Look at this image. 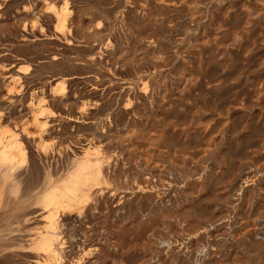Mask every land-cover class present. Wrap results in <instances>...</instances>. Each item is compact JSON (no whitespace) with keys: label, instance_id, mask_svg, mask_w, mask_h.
I'll return each instance as SVG.
<instances>
[{"label":"rangeland","instance_id":"obj_1","mask_svg":"<svg viewBox=\"0 0 264 264\" xmlns=\"http://www.w3.org/2000/svg\"><path fill=\"white\" fill-rule=\"evenodd\" d=\"M129 1L0 0V117L5 120L6 117L19 116L22 112L25 114L26 119H29V125L23 129L24 141L30 144L31 150L38 158L36 164L25 168L26 174L23 176L24 182L22 183L24 196L16 198L17 192L9 189L7 192L8 198L4 200L0 198V264H40L42 256L36 255L30 244L35 237L33 235L37 233L35 230L41 228V222L43 223L44 221L45 212L41 209L37 199H40L43 195L42 192H45L43 191L45 190V176L47 173L50 176L54 174L52 177L57 179L66 175L70 169L72 158L76 157V154L79 155L80 152L90 145L99 148V158H102L101 173L103 174L101 175L104 185L102 184L98 187L100 189L96 188V190L92 191L89 202L82 207L83 210L75 209L76 212L80 211L78 213L81 216L74 212L75 210L71 212L68 210L69 212L65 211L66 214L64 212L59 217L60 236L62 237L61 239L64 238L62 242L63 247H65L62 252L66 263L75 264V261L80 260L79 264H110L114 261L115 264L117 261L119 264H128L127 261L132 260L134 256V259L129 264H184L180 260L186 258L189 251L194 250L196 252L194 253V260H192L193 263L189 261V264H198L200 257L204 259L207 251L205 249L207 248V242L205 243V241L208 238H204L215 233L216 240L219 237L216 251L218 250L217 259L220 263L224 264V261L227 260L228 262L225 261L226 264H264V241L263 237L261 238L264 233L262 228H259L264 223V190L258 186L259 180L263 176L260 174L258 178L251 177L264 165V100L257 107L250 109V111L245 108L240 111L237 109V112L236 110L225 109V112L220 110L221 112L218 113L212 111L213 109L208 112L198 107L197 111H195L196 113L194 112L193 114L196 124L200 120L204 121L203 118L206 121L209 117H215L213 119L217 121V124L219 122L220 129L218 128L219 126L212 129L204 127V134L202 135L192 134V137L187 135L188 137L186 136L183 140L184 142L181 143L182 145L186 142L188 143H186L188 146L185 149L183 148L185 146H182L179 142L178 144L177 141H174V144L172 143L167 148L168 150L161 146L158 143L159 141H153V134H150L154 131L153 129H156L153 121L158 108L151 98L147 101V98L150 97V92L147 91V96H145L143 94L144 89L140 85L146 80L157 81L160 88H165L166 94L173 95L178 79L183 75L184 68L175 72L151 70L147 74H141L142 76L140 74H137L138 77L135 76V69L138 67L136 61L139 59L138 56L141 52H146L147 41H143L144 38L140 37L136 31V23H138V27L139 23H141L136 20V15H138L136 7L141 1ZM62 7L66 8L65 30L59 32L55 27V17L51 8H55L58 11ZM131 18L133 21H131ZM248 39L251 41L252 36L250 35ZM136 42L138 43L136 44ZM263 50L264 45L261 49L262 52L253 61L249 60V62L245 61L243 63L242 59L241 61L237 59L228 68L226 67L222 70L228 76L229 85H233L234 89L246 87L251 79L261 74L264 75ZM118 58L122 62V59H124L126 65H123V67L121 64L115 65L114 59ZM128 58L131 59L129 60ZM238 60L239 62H237ZM232 65H235L234 68ZM244 65L248 66L249 69L244 67ZM125 67L127 68L125 69ZM129 68L131 70H128ZM202 69L205 72V69ZM178 72L181 73L179 74ZM209 73L208 75L210 76ZM127 75L130 77L134 75V77L130 78ZM145 75L147 79L142 78ZM150 77L152 78L150 79ZM61 81L64 83L62 84ZM93 84L94 86H92ZM122 86H125L126 90ZM140 93H142V96ZM165 93L163 92L162 94ZM137 94L140 96L136 97ZM143 97H145V100H143ZM131 99H133L132 104L129 103ZM220 100L222 99L217 100L216 108L220 105ZM126 101L129 104L127 109L125 108L127 107ZM142 101L144 103L146 101V104L144 105ZM147 105L150 106L148 107ZM133 108L136 113L130 112ZM43 109L46 113L39 115ZM37 113L36 118L35 114ZM236 113H239V115ZM200 116L204 117L201 118ZM237 116L242 118L240 119ZM197 117H200V119ZM252 118H257L256 122L258 124H250ZM124 119H126V122ZM140 119L143 121L146 119V121L143 122ZM44 122L45 131L42 132L41 123ZM209 122H211V119ZM196 124H194V127L197 128L198 125ZM189 125L187 122L182 124V127L178 125L177 128H186L192 131V127ZM149 131L151 132L149 133ZM142 133L143 137H141ZM133 135L140 143H145L146 147L143 146V149L140 147L137 149L125 148L124 144L127 136ZM139 137L142 139H139ZM18 139H21L20 135H18ZM173 139L175 140V138ZM155 140L157 139L155 138ZM200 143L201 145H199ZM41 144H48L49 148L43 151ZM157 146H160V148ZM157 148L159 149L157 150ZM223 151L226 153H223ZM193 152H198L199 154H197L195 159L193 157L191 160L190 155ZM186 153L187 155H184ZM199 155L202 156L203 161L201 158L198 159ZM180 159H183V162ZM194 160L196 161L194 162ZM181 164L183 166H180ZM153 166H156L157 170L160 168V170L156 172L152 169ZM18 168H15L13 173ZM200 169L202 170L199 173ZM191 170L195 173H192ZM204 170L205 173L208 170L205 178L203 177L205 176ZM107 171L108 173H106ZM219 171L223 172L224 176L222 174L218 176L220 180L215 179L216 177L211 179L212 174L216 173L219 175ZM199 175L200 177H198ZM6 176L0 177L3 178L0 182V187L6 183H11L10 188L13 185L16 186L15 181L7 182L6 179L10 176ZM245 185L247 186V188H244L245 191L239 193L236 191L240 186L244 187ZM192 187L195 188L192 189ZM200 197L205 198L202 200ZM194 203L196 204L195 207ZM191 206L192 208L197 207L196 209L203 207V209L193 210L194 208L192 209ZM188 207L191 209H188ZM182 208H186V210L184 209L185 212H183ZM256 209L259 210V213ZM179 211L182 212L181 215ZM184 213H187V215ZM203 228L207 229V236V233H199ZM259 229L261 230L260 233L262 232L261 234L258 233ZM178 230L182 231V233ZM144 233H146V236ZM193 233L198 234V236H194L196 234ZM142 234L146 240L143 239ZM81 237L85 238V240ZM191 237L193 238L190 239ZM202 239L205 241L203 242ZM118 240L120 244H118ZM244 244L247 247H244ZM174 250L180 255L178 254L179 256L175 257V252H172ZM234 251L236 252L235 255L233 254ZM237 253H239L238 255L241 258L237 259ZM112 254L113 256L111 257ZM230 254L232 257H230ZM138 255L139 257L135 258ZM129 257H132V259H129ZM161 259H164V263L161 262ZM230 259L236 262H231ZM70 261L71 263H69Z\"/></svg>","mask_w":264,"mask_h":264},{"label":"bare ground","instance_id":"obj_2","mask_svg":"<svg viewBox=\"0 0 264 264\" xmlns=\"http://www.w3.org/2000/svg\"><path fill=\"white\" fill-rule=\"evenodd\" d=\"M124 1V0H123ZM129 1V0H128ZM134 1V0H133ZM136 1V0H135ZM134 1V2H135ZM141 1V2H140ZM138 6L136 7L137 14L136 15V20L140 21L139 27L138 23H136V31L138 32V35L142 38H144L143 41L146 42V52H141L140 55L138 56L139 59L135 61L138 63V67L135 69V76L138 77L137 74H147L148 71L151 70H167V71H179V69L184 68L183 75L179 77L177 87L175 89V93L173 95H170L169 93L166 94L167 92L164 89L160 88L157 84V81L153 80H146L141 87L144 89V95L147 96V91L150 92V97L147 98V101L149 98L153 100L155 105H157V110L155 113V119L154 123L155 128L153 129L154 131L151 132L150 135H152L153 141H159L158 143L165 147L166 149L172 145L174 141L179 142L180 144L184 142V138L187 135H190L192 137V134H198L202 135L204 134V127L208 129H212L213 127H218L219 122L217 124V121L213 118L215 117H209L208 120L203 118L204 121L200 119V117H197L198 123L196 124V120L193 118V114L195 111H197L198 107L204 111H212L214 112H225L224 110H236V112L243 108L247 109L250 111V109H253L260 105V103L264 100V75H258L257 77L253 78L250 80L249 85L246 87H241L234 89L233 85H229L228 83V76L224 74L222 71L226 67L228 68L233 61H236L239 59L242 62L245 63V61L249 60H254L258 57V55L262 52V46L264 45V0H140ZM130 2V1H129ZM127 3V2H126ZM133 4V3H132ZM126 6V5H125ZM135 7V6H134ZM51 11L54 14L55 17V27L59 32H63L65 30V13H66V8L62 7L58 11L55 10V8H51ZM133 11V10H132ZM119 14V13H118ZM136 14V13H135ZM123 15V13H122ZM121 15V16H122ZM67 16V15H66ZM103 16V15H102ZM53 17V16H52ZM129 20V19H127ZM131 21L132 18H131ZM122 24V23H121ZM126 24V23H125ZM130 24V23H129ZM96 26V24H95ZM101 26V25H100ZM114 27V26H113ZM117 27V26H116ZM132 27V26H131ZM134 27V26H133ZM115 28V27H114ZM113 28V29H114ZM125 28V27H123ZM96 29V28H95ZM121 29V28H120ZM131 29V28H130ZM112 32V31H111ZM131 32V31H130ZM135 32V31H134ZM125 33V32H124ZM122 34V33H121ZM125 35V34H124ZM249 35V36H247ZM252 36L251 41L248 39V37ZM135 36V35H133ZM139 37V38H140ZM101 39V38H100ZM146 39V40H145ZM102 41V40H101ZM138 41V40H137ZM142 41V40H141ZM105 43V42H104ZM125 43V42H124ZM123 43V44H124ZM138 42H136L137 44ZM142 43V42H141ZM143 44V43H142ZM145 44V43H144ZM109 45V44H108ZM107 46V45H106ZM105 46V47H106ZM126 46V45H125ZM108 48V47H107ZM96 49V48H95ZM101 50V49H100ZM109 50V49H108ZM107 50V51H108ZM264 51V50H263ZM109 53V52H108ZM264 53V52H263ZM118 56V55H117ZM134 56V55H133ZM132 56V57H133ZM178 56V57H177ZM103 57V56H102ZM130 57V56H129ZM131 57V58H132ZM261 57V56H259ZM91 58V57H90ZM93 58V57H92ZM130 58V59H131ZM136 58V57H133ZM129 59V58H128ZM129 59V60H130ZM121 60L114 59L115 65L121 64L126 65V62L124 59ZM239 60L237 62H239ZM261 60V59H260ZM258 60V61H260ZM264 60V59H262ZM261 60V61H262ZM251 61V62H252ZM80 63V62H79ZM132 63V62H131ZM236 63V62H235ZM247 63V62H246ZM254 63V62H253ZM259 63V62H258ZM248 64V63H247ZM255 64V63H254ZM262 64V63H261ZM114 65V67H115ZM246 65V64H245ZM244 65V67H246ZM108 66V65H107ZM130 66V64H129ZM132 66V65H131ZM136 66V64H135ZM134 66V67H135ZM233 68L235 65H232ZM231 66V67H232ZM239 66V63H238ZM242 66V65H241ZM97 67V66H96ZM110 67V66H109ZM108 67V68H109ZM121 67V69H122ZM145 67V68H144ZM243 67V68H244ZM256 67V66H255ZM104 68V67H103ZM116 68V67H115ZM127 67H125L126 69ZM204 68L205 72L202 71ZM242 69L241 67H239ZM238 68V69H239ZM248 68V66L246 67ZM252 68V67H251ZM258 68V67H256ZM123 69V70H125ZM134 69V68H133ZM237 69V70H238ZM239 69V71H240ZM249 69V68H248ZM92 70V69H91ZM113 70V69H112ZM120 70V69H119ZM128 70H131L130 68ZM228 70V69H227ZM244 70V69H242ZM254 70V69H253ZM134 71V70H132ZM130 71L131 73H133ZM237 71V72H239ZM256 71V70H255ZM94 72V71H93ZM102 72V71H101ZM111 72V70H110ZM126 72V70H125ZM129 72V71H127ZM158 73L157 71H155ZM180 72V73H181ZM208 72H210V76L208 75ZM95 73V72H94ZM121 73V72H120ZM162 73V72H161ZM179 73V72H178ZM179 73V74H180ZM231 73V72H230ZM128 74V73H127ZM235 74V73H234ZM237 74V73H236ZM247 74V73H246ZM95 75V74H94ZM101 75V74H100ZM124 75V74H123ZM141 75V76H142ZM150 75V74H149ZM162 75V74H161ZM178 75V74H177ZM233 75V74H232ZM107 76V75H106ZM118 76V75H117ZM130 77L129 75H127ZM134 77V75H132ZM131 76V77H132ZM152 76V75H150ZM157 76V75H156ZM167 76V75H166ZM209 76V77H208ZM235 76V75H234ZM82 77V76H81ZM127 77V78H128ZM130 77V78H131ZM161 77V76H160ZM170 77V76H169ZM129 78V79H130ZM143 79L146 78V75L142 77ZM152 77H150L151 79ZM237 78V77H236ZM100 79V78H99ZM136 79V78H135ZM140 79V78H139ZM138 79V80H139ZM155 79V78H154ZM159 79V78H158ZM161 79V78H160ZM83 80V79H82ZM90 80V79H89ZM119 80V79H118ZM142 80V79H141ZM140 80V81H141ZM166 80V79H165ZM81 81V79H80ZM115 81V79H114ZM143 81V80H142ZM159 81V80H158ZM162 81V80H161ZM245 81V80H244ZM248 81V79H247ZM111 82V81H110ZM166 82V81H165ZM230 82V81H229ZM63 84L64 82L61 81ZM105 83V82H104ZM113 83V82H112ZM169 83V82H168ZM244 83V82H243ZM248 83V82H247ZM61 84V86H63ZM119 84V83H118ZM122 84V83H121ZM141 84V82H140ZM162 84V83H161ZM107 85V84H106ZM111 85V84H110ZM124 85V84H123ZM126 85V84H125ZM60 86V87H61ZM94 86V84L92 85ZM96 86V85H95ZM116 86V85H115ZM167 86V84H166ZM239 86V85H238ZM91 87V86H90ZM113 87V85H112ZM111 87V88H112ZM123 87V86H122ZM62 88V87H61ZM64 88V87H63ZM96 88V87H95ZM98 88V87H97ZM109 89V88H108ZM119 89V88H118ZM125 89V86L123 87ZM168 89V88H167ZM60 90V89H59ZM104 90V88H103ZM126 90V89H125ZM137 90V89H136ZM169 90V89H168ZM61 91V90H60ZM97 91V90H96ZM100 91V90H99ZM140 91V90H139ZM113 92V91H112ZM117 92V91H116ZM122 92V91H120ZM130 92V91H129ZM135 92V91H134ZM165 94H162V93ZM59 93V91H58ZM98 93V92H97ZM96 93V94H97ZM107 93V92H106ZM119 93V92H118ZM125 93V92H124ZM62 94V92H61ZM117 94V93H116ZM134 94V93H133ZM132 94V95H133ZM142 96V93H140ZM115 95V94H114ZM143 95V96H144ZM88 96V95H87ZM118 96V95H117ZM116 96V97H117ZM140 95L137 94L136 97ZM123 97V96H122ZM131 97V95H130ZM129 97V98H130ZM95 98V97H94ZM119 98V97H118ZM126 99V97L124 96ZM145 97H143V100ZM98 99V98H96ZM120 99V98H119ZM138 99V98H137ZM220 100V103L218 101L219 106L216 108V103L217 100ZM110 100V99H109ZM132 100V101H131ZM130 100V104L133 103V99ZM139 100V99H138ZM137 100V101H138ZM120 101V100H119ZM141 101V100H140ZM150 101V100H149ZM43 102V101H42ZM109 102V101H108ZM123 102V101H122ZM127 102V101H126ZM132 102V103H131ZM136 102V99H135ZM143 102V101H142ZM152 102V103H153ZM264 102V101H263ZM99 103V102H98ZM107 103V102H106ZM112 103V102H111ZM144 103V102H143ZM128 108V102L126 103ZM141 104V103H140ZM146 104V101L144 105ZM98 105V104H97ZM102 106V105H101ZM100 106V107H101ZM119 106V105H118ZM123 106V105H120ZM148 106V105H147ZM150 106V105H149ZM148 106V107H149ZM239 106V107H238ZM132 107V106H131ZM154 107V106H151ZM98 108V106H97ZM122 108V107H121ZM103 109V108H102ZM124 109V108H123ZM122 109V110H123ZM156 109V108H155ZM199 109V110H200ZM238 109V110H237ZM244 109V110H245ZM258 109V108H257ZM97 110V109H96ZM131 110V109H130ZM149 110V109H148ZM198 110V111H199ZM200 110V111H201ZM221 110V111H220ZM104 111V110H103ZM121 111V110H119ZM129 111V110H128ZM127 113L129 114V112ZM140 111V110H139ZM150 111V110H149ZM203 111V112H204ZM264 111V110H263ZM95 112V111H94ZM126 112V110H125ZM131 113H136L134 108L133 110L130 111ZM201 112V113H203ZM242 112V111H241ZM261 112V111H260ZM46 111L43 109L39 115L45 114ZM108 113V112H107ZM126 113V114H127ZM141 113V111H140ZM148 113V112H147ZM196 113V112H195ZM198 113V112H197ZM227 113V112H226ZM229 113V112H228ZM92 114V113H91ZM99 114V113H98ZM109 114V113H108ZM117 114V113H116ZM199 114V113H198ZM225 114V113H224ZM239 115V113H236ZM235 114V115H236ZM259 114V112H258ZM38 115L35 114V117ZM112 115V114H111ZM135 115V114H133ZM142 115V114H141ZM207 115V114H206ZM211 115V114H210ZM214 115V114H213ZM228 116L227 114H225ZM106 116V115H105ZM120 116V115H119ZM128 116V115H127ZM126 116V117H127ZM136 116V115H135ZM148 116V115H147ZM208 116V115H207ZM216 116V115H215ZM248 116V115H247ZM123 117H125L123 115ZM130 117V115H129ZM128 117V118H129ZM150 117V116H148ZM234 117V116H233ZM239 117V116H237ZM235 117V118H237ZM246 117V116H244ZM255 117V116H254ZM253 117V118H254ZM1 118V117H0ZM37 118V117H36ZM217 118V117H216ZM226 118V117H225ZM240 118V117H239ZM242 118V117H241ZM240 118V119H241ZM251 119L250 124L256 125L257 118ZM136 119V118H135ZM36 120V119H35ZM110 120V119H109ZM119 120V119H118ZM126 122V119H124ZM141 120V119H140ZM228 120V119H227ZM239 120V119H238ZM135 121V120H134ZM143 121V120H141ZM146 121V119H145ZM143 121V122H145ZM149 121V120H148ZM219 121V120H218ZM222 121V120H221ZM220 121V122H221ZM246 121V120H245ZM111 122V121H110ZM189 123L190 127H192V131L190 129H179L177 128L178 125ZM209 122V123H208ZM236 122V121H235ZM244 122V121H243ZM211 123V124H210ZM42 124V132L45 131V122L41 123ZM40 124V126H41ZM194 124L198 125L197 128L194 127ZM258 124V123H257ZM263 124V123H262ZM126 126V125H123ZM132 127V126H131ZM187 127V126H186ZM188 127V128H190ZM259 127V126H258ZM137 128V127H135ZM177 128V129H175ZM220 129V126L218 127ZM217 128V129H218ZM232 128V127H231ZM207 129V130H208ZM216 129V130H217ZM262 129V128H261ZM131 130V129H130ZM135 130V129H134ZM140 130V128H139ZM148 130V129H147ZM214 130V129H213ZM133 131V129H132ZM144 131V130H143ZM131 132V131H129ZM134 132V131H133ZM145 132V131H144ZM141 133V132H140ZM231 133V132H230ZM127 134V133H126ZM136 134V132H135ZM145 134V133H144ZM135 135L133 136H127V139L125 141L124 147L125 148H142L145 146V143H140L138 139L134 138ZM137 136V134H136ZM196 136V135H195ZM194 136V137H195ZM210 136V135H209ZM214 136V135H213ZM143 137V133L142 136ZM188 137V136H187ZM200 137V136H199ZM94 138V137H93ZM149 138V137H148ZM155 138L157 140H155ZM175 138V140L173 139ZM241 138V137H240ZM139 139H142L139 137ZM150 139V138H149ZM152 139V138H151ZM205 139V138H204ZM203 139V140H204ZM239 139V138H238ZM202 140V141H203ZM208 140V139H206ZM205 140V141H206ZM145 142L144 140H142ZM256 141V140H255ZM151 142V141H150ZM186 142V141H185ZM200 142V141H199ZM153 143V142H151ZM176 143V144H177ZM178 143V144H179ZM187 143V142H186ZM184 144L182 146L184 149L187 144ZM235 143V141H234ZM238 143V142H237ZM258 143V142H257ZM144 144V145H143ZM174 144V143H173ZM249 144V143H248ZM260 144V143H259ZM89 145V144H88ZM151 145V144H150ZM201 145V143L199 144ZM86 146V145H85ZM155 146V145H153ZM177 146V145H176ZM258 146V145H257ZM143 147V148H144ZM148 147V146H147ZM160 148V146H157ZM198 147V146H197ZM200 147V146H199ZM41 148L44 150H47L49 148L48 144H41ZM142 148V149H143ZM157 148V150L159 149ZM173 148V147H172ZM190 148V147H187ZM211 148V146H210ZM209 148V149H210ZM229 148V147H228ZM241 148V147H240ZM243 148V147H242ZM257 148V147H255ZM151 149V148H150ZM182 149V150H184ZM208 149V151H209ZM213 149V148H212ZM83 150V149H82ZM153 150V149H152ZM151 150V151H152ZM163 150V148H162ZM168 150V149H167ZM187 150V149H186ZM219 150V149H218ZM229 150V149H227ZM241 150V149H240ZM165 151V150H163ZM226 151V150H225ZM245 151V150H244ZM80 152V151H79ZM108 152V151H107ZM153 152V151H152ZM155 152V151H154ZM166 152V151H165ZM175 152V151H174ZM200 152V151H199ZM205 152V150H204ZM207 152V151H206ZM228 152V151H227ZM242 152V151H241ZM112 153V152H111ZM160 153V152H159ZM193 152L190 157L191 160L192 158L195 159L198 152ZM201 153L204 156V153L201 151ZM200 153V154H201ZM223 153H226L223 151ZM230 153V152H229ZM25 153H23V150L21 148V144L18 141V134L14 133V131L7 130L4 127L1 128L0 126V166L3 168V172H6L9 174V172L13 173V170L18 167H22L23 164L25 163ZM76 154V153H75ZM153 154V153H152ZM156 154V153H155ZM158 154V151H157ZM164 154V153H163ZM201 154V155H202ZM206 154V153H205ZM232 154V153H231ZM244 154V153H242ZM76 157L72 158L71 161V166L69 167V171L67 172L66 175L59 177L57 179H54L52 176L54 175H49L48 173L45 176V191L44 193L42 192V196L40 197L39 204L41 206V209L44 210V221L43 223L41 222V228L36 229L35 233L33 236V240L31 241V249L36 253V255H41L42 260L40 264H68L66 263V259L64 261V256H63V239L61 232H60V226H59V217L61 216L62 213L65 211L71 212L74 211L75 209L83 210L82 207L86 206V204L89 202L92 191L100 185L103 184V178L101 173V159L99 158V148L97 147H92L91 145L80 152V154H76ZM146 155V154H145ZM148 155V154H147ZM169 155V154H168ZM184 155H187L184 154ZM188 155V156H189ZM199 155L201 158L202 156ZM223 155V154H222ZM102 156V155H101ZM100 156V157H101ZM231 156V155H230ZM121 157V156H120ZM149 157V156H148ZM226 157V156H223ZM222 157V158H223ZM234 157V155H233ZM250 157V156H249ZM106 158V157H105ZM104 158V159H105ZM188 158V157H187ZM204 158V157H203ZM218 158V157H217ZM228 158V156H227ZM184 159V158H183ZM183 159H180L181 161ZM186 159V158H185ZM190 159V158H189ZM107 160V159H106ZM110 160V159H109ZM146 160V159H145ZM167 160V158H166ZM170 160V159H169ZM197 160V159H196ZM194 160V162L196 161ZM202 160V158H201ZM225 160V159H224ZM112 161V159H111ZM123 161V160H121ZM149 161V160H148ZM203 161V160H202ZM173 162V161H172ZM180 162V161H179ZM183 162V161H182ZM187 162V161H186ZM229 162V161H228ZM227 162V163H228ZM104 163V160H103ZM175 163V162H174ZM106 164V163H105ZM108 164V163H107ZM126 164V163H125ZM164 164V163H163ZM206 164V163H205ZM233 164V163H232ZM111 165V164H110ZM153 165H155L153 163ZM157 165V164H156ZM162 165V164H161ZM59 166V165H58ZM108 166V165H107ZM113 166V165H112ZM125 166V165H124ZM160 166V165H158ZM164 166V165H163ZM180 166H183L182 164ZM264 166V165H263ZM260 167L256 172L255 175L251 177H257L258 175H262L263 177L259 180L258 186L261 187L262 190H264V167ZM110 167V166H109ZM129 167V166H128ZM156 166H153L152 169L155 170L156 172L158 170L155 168ZM162 167V166H161ZM179 167V165H178ZM177 167V168H178ZM209 167V166H208ZM211 167V166H210ZM68 168V166H67ZM121 168V167H120ZM142 168V167H141ZM166 168V167H165ZM202 168V167H200ZM257 168V167H256ZM111 169V168H110ZM231 169V168H230ZM234 169V168H233ZM106 170V169H105ZM109 170V169H107ZM112 170V169H111ZM114 170V169H113ZM136 170V169H135ZM148 170V169H147ZM198 171L199 173L201 172ZM209 170V169H208ZM206 170V173L208 172ZM212 170V169H211ZM251 170V169H250ZM2 171V169H1ZM192 173L194 172L191 170ZM234 171V170H233ZM231 171V172H233ZM249 171V170H248ZM131 172V171H130ZM153 172V171H152ZM205 176H207L205 173V170L203 171ZM217 172V171H216ZM230 172V170H229ZM63 173V172H62ZM108 173V171L106 172ZM178 173V172H177ZM195 173V172H194ZM223 172L219 171L218 174H212L211 179L220 180V176ZM225 173V172H224ZM227 173V172H226ZM117 174V173H115ZM133 174V173H132ZM187 174V173H186ZM198 174V173H197ZM210 174V173H209ZM245 174V173H244ZM109 175V174H108ZM134 175V174H133ZM144 175V174H143ZM148 175V174H147ZM194 175V174H193ZM202 175V173H201ZM230 175V173H229ZM107 176V174H106ZM116 176V175H115ZM222 176H224L222 174ZM227 176V174H226ZM105 177V176H104ZM108 177V176H107ZM110 177V176H109ZM120 177V176H119ZM122 177V175H121ZM144 177V176H143ZM175 177V176H174ZM191 177V176H190ZM197 177V176H196ZM200 177V175L198 176ZM219 179H218V178ZM246 177V176H244ZM203 178V181H204ZM231 178V177H230ZM111 179V178H110ZM148 179V178H146ZM150 179V178H149ZM171 179V178H170ZM173 179V178H172ZM191 179V178H189ZM226 179V177H225ZM229 179V177H228ZM116 180V179H115ZM119 180V179H118ZM134 180V179H133ZM153 180V179H152ZM200 180V179H199ZM210 180V179H209ZM240 180V179H239ZM252 180V179H251ZM108 181V180H107ZM121 181V180H120ZM124 181V180H123ZM142 181V180H141ZM245 181V180H244ZM176 182V181H175ZM182 182V181H180ZM198 182V181H197ZM125 183V182H124ZM184 183V182H183ZM245 183V182H244ZM106 184V182H105ZM110 184V183H109ZM127 184V183H126ZM249 184V183H248ZM247 184V185H248ZM17 185V183H16ZM104 185V184H103ZM108 185V184H106ZM136 185V184H135ZM145 185V184H142ZM147 185V184H146ZM172 185V184H171ZM179 185V184H178ZM212 185V184H211ZM140 186V185H139ZM180 186V185H179ZM106 187V186H105ZM104 187V189H105ZM110 187V186H108ZM129 187V186H128ZM149 187V186H148ZM172 187V186H171ZM175 187V186H174ZM247 188L245 185L240 186L238 188V193L241 191H245L244 188ZM260 187H258L260 189ZM125 188V187H124ZM132 188V187H131ZM183 188V186H182ZM195 188V187H194ZM192 187V189H194ZM197 188V187H196ZM44 189V188H43ZM100 189V188H98ZM103 189V188H102ZM120 189V187H119ZM134 189V188H133ZM132 189V191H133ZM144 189V188H143ZM168 189V188H167ZM198 189V188H197ZM145 190V189H144ZM174 190V189H173ZM191 190V189H190ZM101 191V190H98ZM97 191V192H98ZM112 191V190H111ZM122 191V190H121ZM129 191V190H128ZM139 191V190H138ZM151 191V190H150ZM217 191V190H216ZM215 191V192H216ZM126 192V191H125ZM141 192V191H140ZM233 192V191H232ZM112 193V192H110ZM142 193V192H141ZM144 193V191H143ZM170 193V192H169ZM195 193V192H194ZM243 193V192H242ZM121 194V193H120ZM114 195V194H113ZM193 195V194H192ZM216 195V194H215ZM35 196V195H34ZM112 196V194H111ZM122 196V195H121ZM137 196V195H136ZM141 196V195H140ZM176 196V195H175ZM179 196V195H178ZM36 197V196H35ZM38 197V196H37ZM110 197V196H109ZM113 197V196H112ZM130 197V196H129ZM133 197V196H132ZM151 197V196H150ZM173 197V196H172ZM235 197V196H234ZM98 198V197H97ZM128 198V197H126ZM161 198V197H160ZM201 198V197H200ZM205 197H202L201 199L203 200ZM221 198V197H220ZM219 198V199H220ZM101 199V198H100ZM120 199V198H119ZM147 199V198H146ZM182 199V198H181ZM199 199V200H201ZM127 200V199H126ZM198 200V201H199ZM201 200V201H202ZM119 202V200H117ZM171 202V201H170ZM178 202V201H177ZM197 202V201H196ZM195 202V203H196ZM200 202V201H199ZM232 202V201H231ZM236 202V201H235ZM241 202V201H240ZM91 203V202H90ZM89 203V204H90ZM93 203V202H92ZM152 203V202H151ZM160 203V202H159ZM161 203H163L161 201ZM181 203V202H180ZM193 204L194 207L196 204ZM34 204V203H33ZM234 204V203H233ZM192 205V204H191ZM237 205V204H236ZM39 206V207H40ZM189 206V205H188ZM198 206V205H197ZM246 206V205H245ZM193 207V208H194ZM38 208V207H37ZM81 208V209H80ZM115 208V207H114ZM192 208V206H191ZM188 207V209H191ZM192 208V209H193ZM197 208V207H196ZM194 208L193 210H198V209H203V207L196 209ZM260 208V207H259ZM257 208V209H259ZM34 209V208H33ZM119 209V208H118ZM183 209V208H182ZM186 210V208H184ZM183 209V210H184ZM210 209V208H209ZM256 209V210H257ZM35 210V209H34ZM42 210V212H43ZM69 210V211H68ZM182 210V211H183ZM185 210L183 212H185ZM205 210V209H204ZM244 210V209H243ZM249 210V209H248ZM261 210V209H260ZM147 211V210H146ZM157 211V210H156ZM181 211V210H180ZM179 211V212H180ZM188 211V210H187ZM186 211V212H187ZM259 210H257L258 212ZM76 212V210L74 211ZM80 211H77L78 213ZM100 212V211H99ZM113 212V211H112ZM111 212V213H112ZM195 212V211H193ZM205 212V211H204ZM209 212V211H208ZM249 212V211H248ZM75 213V214H76ZM82 213V211H81ZM117 213V212H115ZM171 213V212H170ZM175 213V212H174ZM182 212H180L181 215ZM203 213V211H202ZM247 213V212H246ZM245 213V214H246ZM259 213V212H258ZM66 214V212H65ZM68 214V213H67ZM74 214V213H73ZM79 214V213H78ZM133 214V213H131ZM177 214H179L177 212ZM185 214V213H184ZM199 214V213H198ZM201 214V213H200ZM31 215V214H29ZM28 215V216H29ZM77 215V214H76ZM116 215V214H115ZM175 215V214H173ZM187 215V213L185 214ZM220 215V214H218ZM217 215V216H218ZM33 216V215H32ZM63 216V215H62ZM79 216H81L79 214ZM211 216V215H210ZM216 216V217H217ZM34 217V216H33ZM32 217V218H33ZM39 217V216H38ZM42 218V217H41ZM142 218V217H141ZM254 218V217H252ZM62 219V218H61ZM69 219V218H68ZM214 219V218H213ZM225 219V218H224ZM257 219V218H256ZM42 220V219H41ZM148 220V219H147ZM245 220V219H244ZM261 220V219H260ZM37 221V220H36ZM181 221V220H180ZM70 222V221H69ZM122 222V221H120ZM38 223V222H36ZM64 223V222H62ZM262 223V222H261ZM22 224V223H21ZM39 224V223H38ZM88 224V223H86ZM119 225V224H117ZM182 225V224H181ZM222 225V224H221ZM248 225V224H247ZM250 225V224H249ZM24 226V225H23ZM30 226V225H28ZM35 226V225H34ZM130 226V225H129ZM245 226V225H244ZM252 226V225H251ZM38 227V225H37ZM36 227V228H37ZM84 227V225H83ZM88 227V225H87ZM196 227V226H195ZM210 227V226H209ZM33 228V227H32ZM118 229V227H116ZM122 228V227H121ZM154 228V227H153ZM228 228V227H227ZM247 228V227H246ZM250 228V227H249ZM253 228V227H252ZM259 228H262V231L264 233V223L260 225ZM35 229V228H34ZM83 229V228H82ZM116 229V230H117ZM196 229V228H195ZM211 229V227H210ZM209 229V230H210ZM214 229V228H212ZM38 230V231H37ZM88 230V229H87ZM119 230V229H118ZM122 230V229H121ZM151 230V229H150ZM202 231L199 232L201 233H207L206 236L208 235V231L206 228L201 229ZM254 230V229H253ZM33 231V230H31ZM179 231V230H178ZM184 231V230H183ZM259 229V234L260 233ZM63 232V231H62ZM182 233V231H179ZM194 232V231H193ZM243 232V231H242ZM241 232V234H242ZM252 232V231H251ZM250 232V234H251ZM82 233V232H81ZM150 233V232H149ZM180 233V235H181ZM239 233V232H238ZM246 233V231H244ZM243 233V234H244ZM253 233V232H252ZM258 233L256 231V234L258 236ZM77 234V233H76ZM86 234V233H85ZM84 234V235H85ZM88 234V233H87ZM146 236V233H144ZM148 234V233H147ZM187 234V233H185ZM189 234V233H188ZM192 234V233H191ZM190 234V235H191ZM196 234V233H193ZM143 235V234H142ZM178 235V234H177ZM189 235V236H190ZM204 235V234H203ZM211 236L205 237L204 239H207V241L203 240L202 241L206 243L207 245V251L205 253L204 259L200 257V262H195L198 264H222L218 261V250L216 251V245H217V240L215 237V233L210 234ZM225 235V234H223ZM254 235V234H253ZM4 236V235H3ZM26 236V235H25ZM32 236V237H33ZM192 236V235H191ZM198 236V234L194 235ZM236 236V235H235ZM247 236V234H246ZM256 236V235H255ZM31 237V238H32ZM64 237V236H63ZM169 237V236H168ZM182 237V236H179ZM187 237V236H186ZM200 237V236H199ZM221 237V236H220ZM263 237V238H262ZM74 238V237H73ZM82 238V237H81ZM93 238V237H92ZM91 238V239H92ZM101 238V237H100ZM155 238V237H154ZM173 238V236H172ZM183 238V237H182ZM189 238V237H188ZM191 237L190 239H192ZM197 238V237H196ZM203 238V236H202ZM225 238V237H224ZM240 238V237H239ZM244 238V237H243ZM252 239L251 237H248ZM254 238V237H253ZM260 238V237H259ZM261 238L264 241V235L261 236ZM83 239V238H82ZM128 239V238H127ZM139 239V238H138ZM142 239V238H140ZM143 239L144 235H143ZM142 239V240H143ZM158 239V238H157ZM162 239V238H161ZM165 239V238H163ZM170 239V238H169ZM168 239V240H169ZM178 240V238L176 237ZM175 239V240H176ZM30 240V239H29ZM85 240V238L83 239ZM103 240V239H102ZM141 240V242H143ZM146 240V239H145ZM172 240V239H171ZM183 240V239H181ZM223 240V239H222ZM237 240V239H236ZM249 240V239H248ZM261 240V239H260ZM19 241V240H18ZM24 241V240H23ZM26 241V240H25ZM97 241V240H96ZM134 241V240H133ZM148 241V240H147ZM170 241V240H169ZM256 241V239H255ZM118 244H120V241ZM150 242V241H149ZM161 242V241H160ZM177 242V241H176ZM187 242V241H186ZM26 243V242H25ZM24 243V244H25ZM140 243V242H138ZM158 243V242H157ZM167 243V242H166ZM173 243V241H172ZM170 243V244H172ZM181 243V242H180ZM183 243V241H182ZM204 243V244H205ZM255 243V242H254ZM90 244V243H89ZM151 244V242H150ZM201 244V243H200ZM203 244V243H202ZM262 244V243H260ZM7 245V244H6ZM5 245V246H6ZM16 245V244H15ZM66 245V244H65ZM64 245V246H65ZM78 245V244H77ZM80 245V244H79ZM128 245V244H126ZM142 245V244H141ZM165 245V244H164ZM168 245V244H167ZM183 245V244H182ZM259 245V244H258ZM257 245V246H258ZM85 246V245H84ZM102 246V245H101ZM110 246V245H109ZM181 246V245H180ZM178 246V247H180ZM189 246V245H188ZM195 246V245H194ZM204 246V245H203ZM234 246V245H233ZM82 247V246H80ZM92 247V246H91ZM94 247V246H93ZM99 247V246H98ZM122 248V246H120ZM126 247V246H125ZM128 247V246H127ZM164 247V246H163ZM162 247V248H163ZM169 247V246H168ZM196 247V246H195ZM206 247V246H204ZM235 247V246H234ZM233 247V248H234ZM244 247L245 246L244 244ZM75 248V247H74ZM84 248V247H83ZM173 248V247H172ZM223 248V247H222ZM68 249V248H67ZM86 249V248H85ZM88 249V248H87ZM126 249V248H124ZM161 249V248H160ZM176 249V248H175ZM179 249V248H178ZM194 249V248H193ZM201 249V248H199ZM204 249V248H203ZM219 249V248H218ZM236 249V248H234ZM122 250V249H121ZM254 250V249H253ZM76 251V250H75ZM182 251V249H181ZM185 251V250H184ZM183 251V252H184ZM198 251V250H197ZM202 251V250H201ZM226 251V250H225ZM229 251V250H228ZM245 251V250H243ZM262 251V250H261ZM165 252V251H164ZM172 252H175L172 251ZM180 252V251H179ZM196 252V251H195ZM194 250L189 251L187 254L186 258H183L180 260V262L184 264H189V261L194 260ZM235 252V251H234ZM233 254L235 255L236 252ZM33 253V252H32ZM34 253V254H35ZM68 253V252H67ZM80 253V252H79ZM89 253V252H88ZM91 253V252H90ZM95 253V252H94ZM121 253V252H120ZM181 253V252H180ZM223 253V251H222ZM65 254V253H64ZM83 254V253H82ZM81 254V255H82ZM179 253L175 252V257L179 256ZM184 254V253H183ZM198 254V253H196ZM221 254V253H219ZM224 254V253H223ZM237 253V259H239L240 255ZM66 255V254H65ZM77 255V254H76ZM199 255V254H198ZM231 255V254H230ZM69 256V255H68ZM90 256V255H89ZM109 256V255H108ZM107 256V257H108ZM113 254L111 255V257ZM122 256V255H121ZM120 256V257H121ZM133 256V255H132ZM200 256V255H199ZM202 256V255H201ZM235 256V257H236ZM40 257V256H39ZM94 257V256H92ZM101 257V256H100ZM115 257V256H114ZM139 257L138 256H135ZM141 257V255H140ZM143 257V256H142ZM156 257V256H155ZM232 257V255L230 256ZM234 257V256H233ZM32 258V257H31ZM37 258V257H36ZM35 258V260H37ZM67 258V257H66ZM69 258V257H68ZM79 258V257H78ZM83 258V257H81ZM91 258V257H90ZM109 258V257H108ZM132 259V257H129V259ZM148 258V256H147ZM241 258V257H240ZM12 259V258H11ZM76 259V258H75ZM88 259V258H86ZM93 259V258H92ZM134 259V256H133ZM132 259V260H133ZM196 259V257H195ZM84 260V259H83ZM98 260V259H97ZM113 260V259H112ZM120 261V259H118ZM126 261V259H124ZM123 260V261H124ZM128 260V259H127ZM132 260L127 261L128 264L129 262H132ZM144 260V258H143ZM197 260V259H196ZM231 260V259H230ZM229 260V261H230ZM40 261V260H39ZM80 260L75 261V264H79ZM99 261V260H98ZM111 261V260H110ZM109 261V262H110ZM122 261V262H123ZM136 262V260H134ZM133 261V262H134ZM228 262L227 260H225ZM224 261V264H226ZM236 262L234 260H231V262ZM6 262V261H5ZM36 262V261H35ZM84 262V261H83ZM126 262V263H127ZM141 262V261H140ZM156 262V261H154ZM161 262L164 263V259H161ZM2 263V262H1ZM34 263V262H33ZM71 263V261L69 262ZM115 264L114 262H111L110 264ZM118 261L116 262V264ZM191 263V262H190ZM193 263V261H192ZM230 263V262H229ZM84 264V263H83ZM93 264V263H92ZM96 264V263H95ZM119 264V263H118ZM123 264V263H122ZM135 264V263H134ZM145 264V263H144ZM181 264V263H180ZM232 264V263H231Z\"/></svg>","mask_w":264,"mask_h":264},{"label":"crops","instance_id":"obj_3","mask_svg":"<svg viewBox=\"0 0 264 264\" xmlns=\"http://www.w3.org/2000/svg\"><path fill=\"white\" fill-rule=\"evenodd\" d=\"M25 114L22 112L21 114H19V116H16V117H6V119L2 120L0 118V126L1 128L4 127L5 129L7 130H11V131H14L16 132L18 135L21 136V139H18V141L20 142L21 144V148L23 150V153L25 158V163L23 164L22 167H19L17 169V171L15 173H6V172H3V168L0 166V177H5L6 175L10 178H7V182H10V181H15L17 183V185H13L12 188H10L11 186V183H6L4 186L0 187V198L1 199H6L8 198V195H7V192L9 191H16L17 192V195H16V198H22L24 195H23V187H22V183L24 182V179H23V176L24 174H26L25 172V168L30 166V165H34L38 162V158H37V155L35 153H33V150H31V147H30V144L28 142H25L24 141V134H23V129L24 128H27L28 125H29V119H26V116H24ZM27 121V122H26ZM6 176V177H7ZM3 180V178H0V182ZM5 180V179H4ZM12 189V190H11Z\"/></svg>","mask_w":264,"mask_h":264}]
</instances>
